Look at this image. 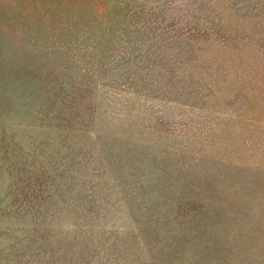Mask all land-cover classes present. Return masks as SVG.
I'll list each match as a JSON object with an SVG mask.
<instances>
[{
    "label": "rangeland",
    "instance_id": "374dc122",
    "mask_svg": "<svg viewBox=\"0 0 264 264\" xmlns=\"http://www.w3.org/2000/svg\"><path fill=\"white\" fill-rule=\"evenodd\" d=\"M0 264H264V0H0Z\"/></svg>",
    "mask_w": 264,
    "mask_h": 264
}]
</instances>
